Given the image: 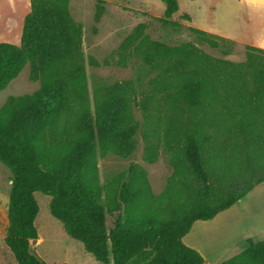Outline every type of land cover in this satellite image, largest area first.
<instances>
[{
  "label": "trees",
  "instance_id": "16d2710c",
  "mask_svg": "<svg viewBox=\"0 0 264 264\" xmlns=\"http://www.w3.org/2000/svg\"><path fill=\"white\" fill-rule=\"evenodd\" d=\"M71 1L31 0L21 45L0 43V92L27 63L32 79L42 81L35 94L10 97L0 110V163L12 182L6 247L17 264H49L29 251L31 240L39 238L35 194L41 193L50 198V212L66 233L101 264H208L184 237L195 222L213 220L264 183V125L253 110L264 98V50L247 46L246 62L235 64L192 43L170 47L149 42L139 28V53L161 73L154 85L191 113L187 124L173 118L160 122L158 143L146 140L144 161L156 163L163 147L174 169L166 192L171 204L165 206L136 163L108 184L99 180L100 157L114 153L127 158L136 149L139 123L130 102L137 95L130 81L102 84L93 90L94 109L88 107L83 28L72 16ZM106 1L97 0V21ZM161 1L166 7L162 24L180 28L173 19L178 0ZM184 19L191 21L188 14ZM190 30L213 48L227 41ZM164 77L172 82L163 83ZM245 77L254 91L243 84ZM217 102L227 112H237L229 136L224 131L221 137ZM74 104L83 106L77 119L60 124ZM238 151L247 164V180L224 187L237 173ZM152 200L166 214L155 212ZM108 217H115L112 226ZM249 244L222 264H264V241Z\"/></svg>",
  "mask_w": 264,
  "mask_h": 264
},
{
  "label": "rangeland",
  "instance_id": "374dc122",
  "mask_svg": "<svg viewBox=\"0 0 264 264\" xmlns=\"http://www.w3.org/2000/svg\"><path fill=\"white\" fill-rule=\"evenodd\" d=\"M96 3L97 0H72L70 2L72 16L83 28L82 46L89 99L87 105L91 110L94 109L93 90L97 86L130 81L133 83L137 95L130 102V111L139 123L135 137L136 149L129 157L121 158L114 153H108L98 159L99 180L102 184H108L111 180L126 174L130 165L136 163L146 170L152 194L160 198L163 205H169L171 199L166 192L174 169L170 165L163 147L156 163L150 164L144 161L146 140L150 143H158L160 122H166L173 118L176 122L187 124L191 113L187 108L184 109V106L169 100L165 88L154 85L161 73L145 61L143 53H139V28L142 30L141 38L148 37L149 42L170 47L192 43L201 52L211 57L235 64H244L246 62V47L250 45L239 44L227 39V41L220 42L219 48H213L208 43L201 41L190 30L196 28L211 36L221 37L209 32L214 31L215 27L222 29L225 26V17L235 3L229 0H180V9L173 17L180 23L181 27L178 29H172L162 24L161 20L166 7L161 0H107L106 11L99 21L96 20ZM186 14L193 18L192 24L191 21L184 19ZM22 30L18 27L12 31L0 29V43L20 46ZM125 44L128 46L125 47ZM170 81L172 82L165 78L162 82L169 83ZM242 82L247 85L248 91L255 90V86L246 77ZM41 83V80L32 79L31 67L27 63L8 87L0 92V110L10 97L35 94L41 88ZM82 109V105L74 104L72 112L62 117L60 124L64 125L76 120ZM253 110L257 120L264 125V98ZM231 112H227L224 104L217 102L214 113L219 120L221 137L225 133L229 136L227 129L238 118L237 112ZM239 151V154H235L234 157L237 173L233 179L225 182L224 187H230L234 182L247 180V164ZM257 188L258 190L251 197L252 206H255L252 210V220L261 230L264 229V184ZM9 192L10 173L0 163V203H2L0 207V264H17L4 241L7 211L3 204L6 201L8 205ZM35 196L39 204L35 225L40 240L35 249L36 254L49 264H101L85 250L82 243L72 239L66 233L63 224L52 216L50 198L41 193H36ZM152 202L155 212L166 214L165 209L163 210L161 206L157 205L156 201L152 200ZM114 219L115 217H108L109 226H112Z\"/></svg>",
  "mask_w": 264,
  "mask_h": 264
},
{
  "label": "crops",
  "instance_id": "0c3cea01",
  "mask_svg": "<svg viewBox=\"0 0 264 264\" xmlns=\"http://www.w3.org/2000/svg\"><path fill=\"white\" fill-rule=\"evenodd\" d=\"M229 1L235 5L225 17V26L222 29L215 27V30L209 33L264 50V0ZM178 2L180 3V0ZM30 11L31 0H0V29H23L25 17ZM192 20L191 17V24ZM257 187L213 220L195 222L183 242L199 252L208 264H222L248 249L250 241H264V229L259 230V226L252 220V210L255 206H252L251 197L258 190ZM1 205L2 203L0 207ZM3 205L8 211L6 201ZM7 226L8 215L5 229Z\"/></svg>",
  "mask_w": 264,
  "mask_h": 264
},
{
  "label": "water",
  "instance_id": "95a60500",
  "mask_svg": "<svg viewBox=\"0 0 264 264\" xmlns=\"http://www.w3.org/2000/svg\"><path fill=\"white\" fill-rule=\"evenodd\" d=\"M39 243H40L39 239L31 240L30 245H29V251H30L31 254L37 255L35 249H36L37 244H39Z\"/></svg>",
  "mask_w": 264,
  "mask_h": 264
}]
</instances>
